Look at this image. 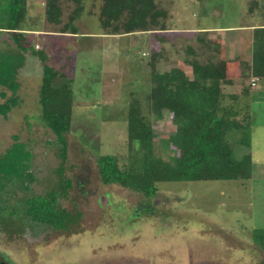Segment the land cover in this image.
Segmentation results:
<instances>
[{"label": "rangeland", "instance_id": "rangeland-1", "mask_svg": "<svg viewBox=\"0 0 264 264\" xmlns=\"http://www.w3.org/2000/svg\"><path fill=\"white\" fill-rule=\"evenodd\" d=\"M83 1L84 11L74 24L79 31L76 39L60 38L62 26L47 22L45 0H27L28 15L23 24L29 33L27 42L37 51H44L52 65L58 68L73 58L80 61L79 71H84L74 85L63 175L56 136L40 119L42 68L37 57L28 55L19 73V106L7 118L0 116V154L18 137V142L26 144L33 155L31 171L35 181L31 191L17 190L12 195L13 202L18 197L61 190L63 178L71 180L73 186L60 198L59 206L80 216L69 232L39 225L13 237L0 231V259L9 264H264V252L253 238L256 230L264 228V88L257 82L260 88H256L254 97L258 102L254 97H243V82L248 85L252 80L247 66L245 73L238 75L240 78L224 87V92L228 103L232 95L238 98L232 102L237 101L239 108L250 104L254 117L251 138L259 146L253 155L255 170L250 180L161 183L157 196L147 200L120 185H104L97 167L101 155L126 159L130 153L129 104L134 94L147 108L143 92L150 89L151 53L160 55L158 72L180 66L191 77V67L185 64L186 47H193L202 62L211 55L197 41L202 34L195 31L216 30L212 36L207 33V38L213 43L220 37L224 56L229 58L235 50L231 46L234 37L232 32L221 31L264 25V0H156L158 8L166 13L159 19L165 30L157 27L151 33L115 38L107 47L92 37L110 33L100 20L103 1ZM76 7L70 0L62 2L65 24ZM253 13L259 15V25L250 21ZM108 29L113 32V27ZM159 37L166 41L161 43ZM9 38L4 34L2 41ZM239 49L237 54L245 59V50ZM105 67L110 72L101 83L98 71ZM141 84L146 85L144 90ZM162 113L160 120L150 117L155 154L166 158L164 138L176 133V125L170 111ZM170 154L175 152L170 150Z\"/></svg>", "mask_w": 264, "mask_h": 264}, {"label": "trees", "instance_id": "trees-1", "mask_svg": "<svg viewBox=\"0 0 264 264\" xmlns=\"http://www.w3.org/2000/svg\"><path fill=\"white\" fill-rule=\"evenodd\" d=\"M63 1L66 0H45L46 20L51 25L62 26L61 33L78 34L74 24L84 11V1L70 0L77 7L66 24L62 18ZM102 1V27L112 34H147L157 27L165 30L159 19L166 13L158 8L156 0ZM27 15V0H0V116L7 118L12 109L19 106V73L30 53L40 60L43 68L39 89L40 119L56 136L63 161L60 175H63L74 108L73 82L50 63L44 51H37L27 42L23 29ZM112 27L113 32L108 29ZM4 34L10 36V41H2ZM201 34L197 41L206 46L211 55L202 62L193 47H186L185 64L191 67V78L181 68L158 72L160 55L151 53L148 63L150 89L143 92L147 108L145 110L134 94L129 104L130 153L126 159L118 155H101L97 159L104 185H120L150 200L157 196L161 183L248 181L252 178L255 166L251 152L253 117L250 104L239 108L237 101L232 102L238 98L232 95L231 102H227L224 87L231 83L227 64L219 59V52L208 40L207 33ZM165 41L164 37L162 43ZM252 77L258 82L264 81V26L254 32ZM141 85L144 90L146 85ZM252 92V81L248 85L243 82V97L249 98ZM165 109L173 115L176 133L164 138V148L168 152L166 158H162L155 154L150 116L160 120ZM14 139L16 142L0 154V231L13 237L24 235L27 229L39 225L69 232L80 215L74 216L61 208L59 200L72 188L71 180L61 178V190L18 197L13 202L12 195L17 190L30 192L35 181L31 171L32 152L26 144L18 142V137ZM170 150L175 155H171ZM253 238L264 252V228L256 230Z\"/></svg>", "mask_w": 264, "mask_h": 264}, {"label": "crops", "instance_id": "crops-1", "mask_svg": "<svg viewBox=\"0 0 264 264\" xmlns=\"http://www.w3.org/2000/svg\"><path fill=\"white\" fill-rule=\"evenodd\" d=\"M256 9V8H255ZM258 16L259 15H256V14H250L249 15V18H250V21L252 20V21H254L256 24H258ZM46 18V17H45ZM259 25V24H258ZM264 25H262V26H249V27H247V26H241V27H239V28H235V29H228V30H222L221 32L223 33H226V32H232V36L234 37V42H233V44L231 45V46H234V48H235V50H234V52L232 53V56L230 55L229 56V58H227V57H225L224 56V52H223V45H222V43H221V39H220V37H217V38H215V39H213V44H214V46H215V49L219 52V54L221 55L220 57H221V60H223V61H225L226 62V64H227V75H228V78L230 79V81H232V79H234V78H240V76H242L243 75V73H245V68H244V66H247L249 69H250V71H251V74H252V61H253V43H254V32H255V29H257L258 27H263ZM215 31L216 30H208V29H200V30H196L195 32L196 33H202V32H206V33H209V34H211V36H212V34L213 33H215ZM36 32V31H35ZM38 33V32H37ZM79 33V32H78ZM105 32H103V34H98V35H92V37H94V39H100L101 40V43H102V45L105 43V47H107L108 46V43H110V41H112V40H116L115 38H124V37H126V36H136L135 34H133V35H126V34H112V33H107V34H104ZM28 35H29V33H27ZM49 34H50V32H49ZM78 35L79 34H71V33H61L60 32V34H59V36H60V38H67V37H71V38H77L78 37ZM224 35V34H223ZM48 36V35H47ZM50 36H54V35H50ZM56 36H58L57 34H56ZM211 36H209V37H211ZM163 38L164 37H159V41L162 43V41H163ZM210 40H212V39H210ZM241 49V50H245V52H243V55H244V58L245 59H243L242 58V56L240 55H238L237 54V50L238 49ZM107 49V48H106ZM239 49V50H240ZM221 52V53H220ZM98 51H97V53H96V55H98ZM28 55H30V56H32L30 53H28L27 55H26V59H27V56ZM33 57H35V56H33ZM36 58V57H35ZM68 58H70V57H68ZM76 58V57H75ZM74 59L72 58V59H70V60H66L65 61V63L63 64V65H60L58 68L59 69H61L62 71H63V73L67 76V78L68 79H71L72 80V82H73V88H74V85H75V83H76V81L78 80V78H79V75L82 73V72H84V71H79V68H77V65L79 64V62L78 61H74ZM40 62V61H39ZM79 66V65H78ZM25 67V66H24ZM72 67H74V69H72ZM110 67H112V66H110ZM109 67V68H110ZM41 68H42V65H41ZM176 68H181L182 70H184L182 67H177L176 66ZM24 69V68H23ZM22 69V70H23ZM102 70L101 71H98V70H96V71H98L100 74H101V76L99 77V78H102V80H99V82H101V83H103L104 82V80L106 79V78H104V76H105V74H107L108 72H110V70L109 69H107L106 67L105 68H101ZM106 69V70H105ZM103 70H105V71H103ZM167 71H170V70H167ZM185 71V70H184ZM107 72V73H106ZM163 72H166V71H163ZM186 72V71H185ZM29 73L30 74H32L30 71H29ZM120 73V72H119ZM79 74V75H78ZM186 74H188L187 72H186ZM191 74H193L192 73V70H191ZM238 75H240L239 77H238ZM43 76V68H42V74H41V77ZM192 77V76H191ZM190 77V78H191ZM254 79H256L255 77H252V80L251 81H253ZM41 81H42V78H41ZM98 81V79H96V82ZM258 80L256 79V86H254L253 88H252V94H251V98H253L255 95V92H257L258 91V89L260 88V87H262V89L264 88L263 86H264V83H261L262 81H260L259 82V86H257L258 85ZM262 84V85H261ZM256 88H257V91H256ZM255 90V91H254ZM261 90V89H260ZM75 93V92H74ZM257 94H259L260 95V92H258ZM229 97V96H228ZM231 97V96H230ZM74 98H75V96H74ZM255 98V97H254ZM227 99V98H226ZM228 99H230V98H228ZM256 99V101L258 102V100H257V98H255ZM256 119V121L258 120V119H260L259 117H258V119L257 118H255ZM254 121V117H253V119H252V122ZM252 143H253V147H252V150H251V152H252V155H254V153L256 152V147L257 146H259V142L258 141H252ZM255 159H254V157H253V161H254ZM256 162H257V160H256Z\"/></svg>", "mask_w": 264, "mask_h": 264}, {"label": "flooded vegetation", "instance_id": "flooded-vegetation-1", "mask_svg": "<svg viewBox=\"0 0 264 264\" xmlns=\"http://www.w3.org/2000/svg\"><path fill=\"white\" fill-rule=\"evenodd\" d=\"M49 228V227H48ZM51 230H54L50 228ZM54 231H60V230H54ZM0 264H9L6 259H0Z\"/></svg>", "mask_w": 264, "mask_h": 264}, {"label": "built area", "instance_id": "built-area-1", "mask_svg": "<svg viewBox=\"0 0 264 264\" xmlns=\"http://www.w3.org/2000/svg\"><path fill=\"white\" fill-rule=\"evenodd\" d=\"M252 86H256V79L252 81Z\"/></svg>", "mask_w": 264, "mask_h": 264}]
</instances>
